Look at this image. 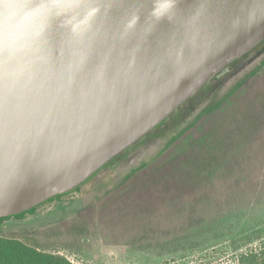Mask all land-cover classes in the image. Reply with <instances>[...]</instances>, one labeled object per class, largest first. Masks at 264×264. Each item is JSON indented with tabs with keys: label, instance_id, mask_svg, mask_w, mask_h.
<instances>
[{
	"label": "rangeland",
	"instance_id": "rangeland-1",
	"mask_svg": "<svg viewBox=\"0 0 264 264\" xmlns=\"http://www.w3.org/2000/svg\"><path fill=\"white\" fill-rule=\"evenodd\" d=\"M260 45L223 79L221 70L181 118L170 117L90 180L1 219L0 236L70 264H238L263 250Z\"/></svg>",
	"mask_w": 264,
	"mask_h": 264
},
{
	"label": "water",
	"instance_id": "water-1",
	"mask_svg": "<svg viewBox=\"0 0 264 264\" xmlns=\"http://www.w3.org/2000/svg\"><path fill=\"white\" fill-rule=\"evenodd\" d=\"M71 4V16L49 30L54 52L70 38L66 25L74 36L100 32L105 42L93 47L88 60L74 55L55 74L56 98L34 109L19 98L6 100L0 90V117L7 106L15 123L6 138L0 119V220L75 190L115 156L154 137L170 117L179 118L221 70L219 79L264 45V0ZM37 26L33 18L18 24L22 36ZM66 120L80 131L50 139L45 158L23 166L20 156L29 144L38 148Z\"/></svg>",
	"mask_w": 264,
	"mask_h": 264
},
{
	"label": "clouds",
	"instance_id": "clouds-1",
	"mask_svg": "<svg viewBox=\"0 0 264 264\" xmlns=\"http://www.w3.org/2000/svg\"><path fill=\"white\" fill-rule=\"evenodd\" d=\"M71 0H0V90L6 100L13 103L19 98L29 109L56 98L58 83L55 74L66 68L74 55H82L88 60L93 47L104 43L100 32L90 36H74L66 46L54 52L48 34L53 22L71 16ZM33 18L38 26L26 35H21L19 22ZM63 19V20H64ZM5 137L14 130L15 123L8 107L0 117ZM80 131L73 120L57 124L51 135L39 147L29 144L28 150L20 156V163L29 166L45 158L47 146L52 138L70 137Z\"/></svg>",
	"mask_w": 264,
	"mask_h": 264
},
{
	"label": "trees",
	"instance_id": "trees-1",
	"mask_svg": "<svg viewBox=\"0 0 264 264\" xmlns=\"http://www.w3.org/2000/svg\"><path fill=\"white\" fill-rule=\"evenodd\" d=\"M188 122H183L186 127ZM181 130V129H180ZM53 236V235H51ZM50 236L46 235V238ZM35 239V238H34ZM0 264H70L63 257L28 245L22 241L0 236ZM238 264H264V249L250 251L238 259Z\"/></svg>",
	"mask_w": 264,
	"mask_h": 264
}]
</instances>
